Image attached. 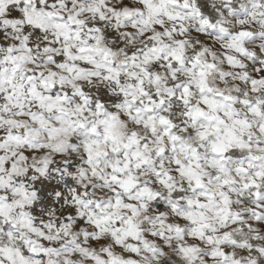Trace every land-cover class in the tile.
<instances>
[{
    "label": "snow or ice",
    "instance_id": "6c2138e0",
    "mask_svg": "<svg viewBox=\"0 0 264 264\" xmlns=\"http://www.w3.org/2000/svg\"><path fill=\"white\" fill-rule=\"evenodd\" d=\"M0 264H264V0H0Z\"/></svg>",
    "mask_w": 264,
    "mask_h": 264
}]
</instances>
